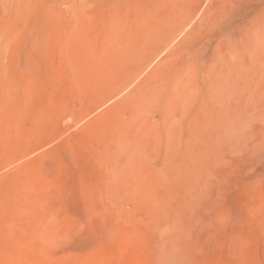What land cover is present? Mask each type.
Returning <instances> with one entry per match:
<instances>
[{"label":"rangeland","instance_id":"374dc122","mask_svg":"<svg viewBox=\"0 0 264 264\" xmlns=\"http://www.w3.org/2000/svg\"><path fill=\"white\" fill-rule=\"evenodd\" d=\"M0 264H264V0H0Z\"/></svg>","mask_w":264,"mask_h":264}]
</instances>
